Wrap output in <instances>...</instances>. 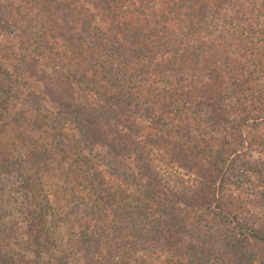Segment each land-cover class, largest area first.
I'll use <instances>...</instances> for the list:
<instances>
[{"label":"trees","instance_id":"16d2710c","mask_svg":"<svg viewBox=\"0 0 264 264\" xmlns=\"http://www.w3.org/2000/svg\"><path fill=\"white\" fill-rule=\"evenodd\" d=\"M3 1L0 106L13 107L3 87L14 84L19 104L33 115L20 136L18 171L47 169L53 147H62L74 156L69 163L88 162L90 188L87 195L70 188L76 199L63 216L30 191L22 231L0 206V246L21 243L31 257L21 264H130L132 256L170 247L197 259L196 243L209 236L214 247L198 255L201 264H228L225 258L245 257L246 241L264 244V228L237 219L217 196L223 180L217 164L235 149L208 155L203 146L234 133L239 146L246 134L263 143L264 0ZM140 122L157 125L146 132ZM65 123L69 137L61 131ZM30 124L48 131L39 148ZM164 125H174V137L161 131ZM153 149L193 175V183L161 173ZM4 159L0 171L16 164ZM92 160L141 192L120 198L103 189ZM197 213L208 218L192 217ZM66 222L64 235L59 225Z\"/></svg>","mask_w":264,"mask_h":264},{"label":"rangeland","instance_id":"374dc122","mask_svg":"<svg viewBox=\"0 0 264 264\" xmlns=\"http://www.w3.org/2000/svg\"><path fill=\"white\" fill-rule=\"evenodd\" d=\"M0 1L1 4H4L3 0ZM0 8L2 7L0 6ZM3 88L5 93L9 91L10 95L13 97V107L10 101L6 104L7 110H4V108H1L0 106V161L5 158L4 160L11 163L16 162V164L13 163L8 165L11 169H8L10 171H5V169L8 168L7 166L3 171H0V186L2 188L0 193V206L9 210L10 214H14V216H16L15 219L19 222L18 224L21 229L19 230L22 231L25 227V222H27L24 219L25 212H23V207L26 208V194H31L30 191L37 192L38 201L41 205H45L49 202L56 208L58 213L57 215L63 216L69 211L70 205L68 204L73 203L76 199L75 197L73 199L71 193L68 192L70 188L74 189L76 194L83 193L84 195H87V188H90V183L88 184L84 179L86 174L83 169H85V166L89 167V165L87 164L88 162L69 163L72 161L71 159L74 158L72 153L67 150L62 152V147H59V149H55L53 147L52 150H54L53 154L55 159L49 161L50 164L47 169L40 171L24 170L22 173L19 172L21 167L17 165V162L20 161L18 158H22L23 156L22 152H18L20 150L18 148L19 145L21 148L20 136L22 131H25L28 123H32L33 115L26 110L25 106L19 104L22 98L19 95L20 89L18 90V87L14 84L11 85L5 83ZM3 94L4 93L1 92L0 96H4ZM161 124L163 123L161 122ZM30 125L32 126V124ZM155 125H157V123H153L149 129L147 127L148 123L145 122L143 124L140 122L141 128L146 132L149 130L150 132L153 131ZM200 125H203V123H200ZM63 126L64 128H61V131L69 137L72 133L69 130V125L65 123ZM32 127V139L33 142L37 141L35 147L39 148L43 138L46 136L48 137V131L34 126ZM27 128H29V126ZM159 128L161 131L169 132L171 136L174 135L172 134L173 129L175 128L174 125H164V128L162 126ZM189 128L190 127H186L185 129ZM249 128L251 129V127H248V129ZM259 128L260 132L264 131V127L260 126ZM49 134V145L54 144V141L52 140L53 135L50 132ZM241 135L244 136V134ZM249 136V134H246L244 137V144L239 146V138L236 133L226 139L221 138L220 134H217L214 136V139H211L210 142H207V144L203 146H207L205 148L207 149L206 154L208 155L209 153L215 152L214 149L218 151L223 147L224 151H226L227 147H231L233 150L235 149L233 152L229 153L227 159L222 160L221 164H217L218 168L221 165V174L223 173V180L218 181L219 183L217 184V196L220 198L221 203L227 206V211L232 212L237 219L242 222H248L252 225L254 224L264 228V138L262 140L263 143L258 141L254 144L247 139ZM259 136L260 135L258 133V139ZM223 141H226L225 144ZM172 143L173 142H170V144ZM223 150L221 153L225 155ZM152 157L153 164H157V168H159L162 171L161 173L164 175H168L172 179L178 178L183 181L188 180V183L183 182L184 184L193 183V179L195 177H193V175H189V173H187L183 167H180L178 163L166 164V162L163 161V158L159 156V152H156L154 149ZM220 161L221 160H219V162ZM93 162H96L93 164L96 169L94 173L98 176L96 182H99V179L103 181V189H109L120 198L123 196H126V198L129 196L135 197L138 195V192H141V190L136 186H133L124 180L123 175L119 176L113 173L107 164L96 160ZM4 163V161L0 163L1 166L5 165ZM124 164L125 166H130L128 161L124 162ZM66 165L72 170L69 171L67 175V170L64 172L62 171ZM205 165L209 166L208 164ZM27 175H29L30 178L28 180V189L26 191L24 189L25 177ZM87 179L90 180V178ZM64 184H66L65 190L63 189ZM67 215H69V212ZM199 215H201V217H205L206 219L208 218L205 214L199 213L192 215V217ZM49 219L50 216H42V221H44L45 224H47ZM66 223L67 224L62 223L59 225V232L64 235L71 225L68 222ZM224 227L225 225L218 226L217 230L220 231L224 229ZM213 241L211 240V237L206 236L204 237L203 242L196 243L195 249L197 251V259H193L190 252L186 250L183 252H188V254L184 255L182 251H175L172 247H170L164 252L140 257L132 256L134 259L130 260V264H201V257L199 256L202 255L203 251L206 253L207 251H212V247H214ZM20 244L21 243L12 246H5L2 244L0 246V261H5L6 263L4 264H21L22 261L29 260L31 257L24 255V246L20 247ZM244 247L245 257L239 259L240 262L233 263V260H230L231 258H225V261L230 264H264V244L249 240L244 243ZM250 257L253 259V262L251 261V263Z\"/></svg>","mask_w":264,"mask_h":264}]
</instances>
